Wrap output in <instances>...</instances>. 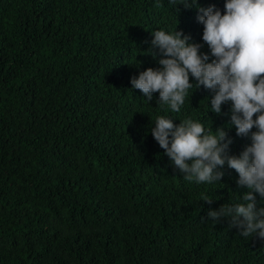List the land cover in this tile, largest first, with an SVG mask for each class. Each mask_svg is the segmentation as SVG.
Masks as SVG:
<instances>
[{
  "label": "trees",
  "instance_id": "trees-1",
  "mask_svg": "<svg viewBox=\"0 0 264 264\" xmlns=\"http://www.w3.org/2000/svg\"><path fill=\"white\" fill-rule=\"evenodd\" d=\"M183 2L0 0V264H264V240L208 218L241 202L239 174L225 164L220 182H187L151 134L158 115L192 118L224 128L238 156L251 139L229 127L231 103L212 112L190 77L180 112L165 111L130 82L161 67L158 29L211 57Z\"/></svg>",
  "mask_w": 264,
  "mask_h": 264
},
{
  "label": "clouds",
  "instance_id": "clouds-1",
  "mask_svg": "<svg viewBox=\"0 0 264 264\" xmlns=\"http://www.w3.org/2000/svg\"><path fill=\"white\" fill-rule=\"evenodd\" d=\"M181 5L196 7L211 57L201 53L203 44L191 42L192 37L183 31L158 29L152 32L151 45L164 57L158 61L161 67L148 68L130 82L148 101L159 93L158 108L165 111L180 112L194 87L190 77L198 81L196 87L214 93L212 112L219 115L222 105L231 103L229 127L235 126L238 136L251 139L238 156L229 154L233 141L224 128L206 129L192 118L177 126L171 118L158 115L151 134L187 182L214 184L222 180L224 173L219 169L225 164L234 169L238 186L248 191L239 195L241 202L209 211L208 218L219 223L230 217V227L238 228L240 236L264 240V207L257 208L255 195L264 197V0H226L223 11L214 4L205 8L198 0H184L177 14ZM150 54L157 55L151 50ZM204 202L212 204L214 199L206 197Z\"/></svg>",
  "mask_w": 264,
  "mask_h": 264
}]
</instances>
